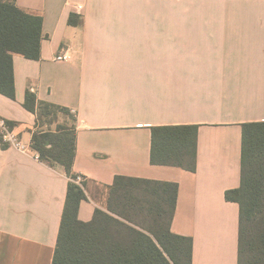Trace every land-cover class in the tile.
Wrapping results in <instances>:
<instances>
[{
  "label": "crops",
  "instance_id": "crops-1",
  "mask_svg": "<svg viewBox=\"0 0 264 264\" xmlns=\"http://www.w3.org/2000/svg\"><path fill=\"white\" fill-rule=\"evenodd\" d=\"M16 2L44 38L39 60L13 56L16 99L0 94V119L30 147L0 141V264H53L70 179L32 143L59 126L76 132L81 221L107 210L118 176L174 183L171 232L192 239V264H238L226 193L241 186L242 125L264 122V0ZM62 48L69 62L55 61ZM27 91L69 113L39 122ZM180 126L198 127L195 172L151 162L153 130Z\"/></svg>",
  "mask_w": 264,
  "mask_h": 264
},
{
  "label": "trees",
  "instance_id": "trees-1",
  "mask_svg": "<svg viewBox=\"0 0 264 264\" xmlns=\"http://www.w3.org/2000/svg\"><path fill=\"white\" fill-rule=\"evenodd\" d=\"M43 18L26 13L16 0H0V94L15 100L13 56L41 57ZM71 24H75L70 19ZM23 106L38 121L55 120L69 110L44 102L27 91ZM241 186L226 193L240 205L238 264H264V122L242 125ZM197 126L153 130V165L195 172ZM1 141V138H0ZM33 149L40 160L62 165L70 179L53 264H192V239L171 232L178 185L118 176L109 191L107 210L96 209L89 222L79 219L88 197L85 182L76 183V132L37 131Z\"/></svg>",
  "mask_w": 264,
  "mask_h": 264
},
{
  "label": "built area",
  "instance_id": "built-area-1",
  "mask_svg": "<svg viewBox=\"0 0 264 264\" xmlns=\"http://www.w3.org/2000/svg\"><path fill=\"white\" fill-rule=\"evenodd\" d=\"M82 6H78V11L82 10ZM81 14V12H79ZM71 60V56L68 48H62L61 51L55 57L56 62H69ZM72 114H75V111H71ZM0 138L1 142L10 148L17 150L22 154H28L30 152V147L23 142V140L19 137V135L15 132V130L3 119H0ZM37 158L39 154L36 155ZM85 182V179L82 176H78L76 178L77 184H82Z\"/></svg>",
  "mask_w": 264,
  "mask_h": 264
},
{
  "label": "rangeland",
  "instance_id": "rangeland-1",
  "mask_svg": "<svg viewBox=\"0 0 264 264\" xmlns=\"http://www.w3.org/2000/svg\"><path fill=\"white\" fill-rule=\"evenodd\" d=\"M262 190L264 191V186H263ZM262 207H263V210H264V199H263Z\"/></svg>",
  "mask_w": 264,
  "mask_h": 264
}]
</instances>
